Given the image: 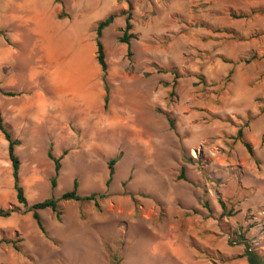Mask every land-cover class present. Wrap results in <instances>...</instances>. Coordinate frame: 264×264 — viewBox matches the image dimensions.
Listing matches in <instances>:
<instances>
[{"label": "rangeland", "instance_id": "obj_1", "mask_svg": "<svg viewBox=\"0 0 264 264\" xmlns=\"http://www.w3.org/2000/svg\"><path fill=\"white\" fill-rule=\"evenodd\" d=\"M110 14L105 110L95 35ZM0 30V88L19 92H0V112L21 140L28 204L75 178L80 194H106L61 201V219L40 211L45 236L17 202L0 132V207L21 209L0 217V264H248L241 233L264 257V0H0ZM50 147L67 151L54 188Z\"/></svg>", "mask_w": 264, "mask_h": 264}, {"label": "trees", "instance_id": "obj_2", "mask_svg": "<svg viewBox=\"0 0 264 264\" xmlns=\"http://www.w3.org/2000/svg\"><path fill=\"white\" fill-rule=\"evenodd\" d=\"M56 3L62 5V0H54ZM122 15H126L124 19V28L122 35L119 37V42L124 43L127 46V56L130 58L132 55L131 51V40L132 38L135 37L134 33L132 32L133 29V24H132V13L129 10L122 11ZM66 14L61 10L57 14V18L61 19L65 17ZM117 17V14H110L108 15L105 19L101 20L98 22L97 27H96V35H95V43H96V60L100 66L101 69V79L103 83V88H104V97H103V102H104V109L107 110L108 104H109V99H110V84L107 80V62L105 58V50L104 46L102 43V32L105 28H107L109 25H111L114 21V19ZM0 36H3L5 41L9 43V37L7 35V32L5 30H0ZM173 87L175 85V81L173 82ZM0 92L8 97H13L16 95H19V92L16 91H5L2 88H0ZM167 121L172 129L175 128V121L172 118L171 114L166 113ZM0 132L4 136L5 140L7 141V153H8V158L11 162L12 166V176H13V186L16 191V199L18 204H21L22 206L26 207L29 211L32 212V218L34 219L35 223L37 224L39 230L45 235L49 236L47 227L44 223V220L40 214V211L44 209H50L52 212L55 213L56 217L58 219H61V208H60V202L61 201H66V200H73V201H79V202H93L96 206H99V201L100 199H103L106 197L105 193H89V194H80L79 193V186L80 183L77 178L73 179L72 182V187L70 190L64 191L61 193L60 196L58 197H50L46 198L42 201L33 203V204H28L27 198L24 193V188L21 185L20 178H19V169L21 165L20 158L16 152V148L21 144V140L14 137L10 127L8 126L7 123H5L3 116L0 112ZM264 135V132H263ZM237 136L242 139V142L249 153V155L254 156V149L252 145L243 138V131L239 129L237 131ZM67 153L65 150L60 156L55 157L52 154L51 147L49 148L47 155L48 157L53 161L54 163V176L51 178V186L54 188L57 185V177L60 173L61 170V160L63 156ZM118 157H114L108 160V177L105 181V187L108 188L113 180V176L115 174V164L118 161ZM190 160L192 159L191 157L189 158ZM178 179H184L186 180L185 176V166L181 167L180 174L178 175ZM222 208L225 210L227 207L226 205L222 202ZM21 209L20 206H11L8 208H2L0 207V217H9L12 214L15 213H20ZM228 215H231L230 212H228ZM236 238V243L244 245V251L241 255L238 257H245L248 264H264V257L260 256L252 247L248 239L245 237L243 233L237 234ZM4 242L7 243H12L13 247L16 250H20L19 246L16 245L14 240H8L5 239L3 240ZM231 244L235 242H230ZM232 258H228L230 260ZM224 261V260H223Z\"/></svg>", "mask_w": 264, "mask_h": 264}]
</instances>
